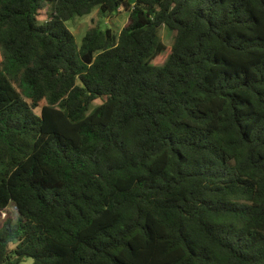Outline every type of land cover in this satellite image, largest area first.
<instances>
[{
    "label": "trees",
    "instance_id": "obj_1",
    "mask_svg": "<svg viewBox=\"0 0 264 264\" xmlns=\"http://www.w3.org/2000/svg\"><path fill=\"white\" fill-rule=\"evenodd\" d=\"M0 57V264H264V0H0Z\"/></svg>",
    "mask_w": 264,
    "mask_h": 264
},
{
    "label": "rangeland",
    "instance_id": "obj_2",
    "mask_svg": "<svg viewBox=\"0 0 264 264\" xmlns=\"http://www.w3.org/2000/svg\"><path fill=\"white\" fill-rule=\"evenodd\" d=\"M48 13V6L45 5L44 8L38 13V23H44L48 18ZM127 18L128 14L125 12H118L107 16L101 14L99 10L95 8L90 14L66 21L64 25L73 35L76 46L79 47L81 44V40L86 34L89 27L99 26L101 29L110 28L115 34H118L120 30L127 24ZM160 39L168 51L173 43V33L166 27L162 26L160 28ZM166 56L167 53H162L161 62L165 60ZM98 104L99 101L96 100L94 101L92 107ZM35 112L38 113V109ZM17 217L18 214L14 204H9L8 207H6L4 210H0V226L6 220L15 222ZM20 264H32V260L26 259Z\"/></svg>",
    "mask_w": 264,
    "mask_h": 264
}]
</instances>
